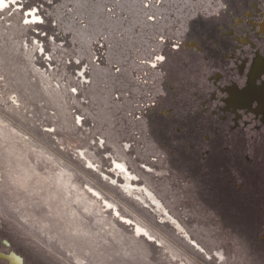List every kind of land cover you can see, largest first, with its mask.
I'll use <instances>...</instances> for the list:
<instances>
[{
    "label": "rangeland",
    "instance_id": "374dc122",
    "mask_svg": "<svg viewBox=\"0 0 264 264\" xmlns=\"http://www.w3.org/2000/svg\"><path fill=\"white\" fill-rule=\"evenodd\" d=\"M116 1L0 0V251L264 264V0Z\"/></svg>",
    "mask_w": 264,
    "mask_h": 264
},
{
    "label": "built area",
    "instance_id": "2783aa9c",
    "mask_svg": "<svg viewBox=\"0 0 264 264\" xmlns=\"http://www.w3.org/2000/svg\"><path fill=\"white\" fill-rule=\"evenodd\" d=\"M158 1L160 3L161 0H158ZM116 2L117 3L112 4L111 7H108L107 10L110 11L108 13L110 14V16L113 19H118L119 20V19H121L124 16L126 17V15L124 14V12H120V9H119V6H120L119 3L122 2V1L121 0H117ZM155 2H156V0H146L145 6L149 8L152 3H153V6H154ZM159 19H162V15L159 14L158 12H147V20L149 22H155V21H157ZM84 25H86V24H84ZM159 41L161 43H165L167 41V39L164 38V37H160ZM106 43H107V36L101 37L100 44H102V46H104ZM172 43H174L173 46H172L173 48H181L184 45L183 42H180V41H177V40H172ZM103 57H106V55H103V54L99 55L98 54L96 56V60L98 61V59H102ZM160 57H163V59L161 60ZM158 61H160V62L164 61V56H162L161 54L155 55L154 56V61L153 62H149V64L152 65V66H156V65H158ZM117 69H120V68L117 67Z\"/></svg>",
    "mask_w": 264,
    "mask_h": 264
},
{
    "label": "flooded vegetation",
    "instance_id": "af4514ba",
    "mask_svg": "<svg viewBox=\"0 0 264 264\" xmlns=\"http://www.w3.org/2000/svg\"><path fill=\"white\" fill-rule=\"evenodd\" d=\"M260 62V61H259ZM262 63H263V61H262ZM261 66H262V70H260V73H259V75L258 76H256V77H258L257 79H259V78H261L262 77V75L264 74V63L263 64H261ZM254 70V69H253ZM252 77H254L255 78V76H254V74H253V71L251 72V74H250V79H249V84H248V88L246 89V90H244L243 92H245V91H247L248 89H250L251 87H255V85L254 84H257L256 85V88H257V86H258V91H259V89H261L260 90V93H261V91L264 89V84H258V83H256L257 82V80L252 84V85H250L251 83H252ZM263 79V83H264V77L262 78ZM255 80V79H254ZM253 80V81H254ZM259 96H260V94H259ZM254 99H257V98H254ZM253 99V100H254ZM260 103H261V98H260ZM260 106V105H259ZM259 106L257 105V107H254L253 109L258 113V114H261V117H262V120L264 121V119H263V112H261V111H259L258 109H259ZM247 109H249V107H247ZM254 111V112H255ZM0 258L1 259H3V260H6L7 262H8V264H22L21 263V258L19 257V256H17L16 254H7V253H3V252H1L0 251Z\"/></svg>",
    "mask_w": 264,
    "mask_h": 264
},
{
    "label": "crops",
    "instance_id": "0c3cea01",
    "mask_svg": "<svg viewBox=\"0 0 264 264\" xmlns=\"http://www.w3.org/2000/svg\"><path fill=\"white\" fill-rule=\"evenodd\" d=\"M257 78L258 77H255V78L252 77V80H251L252 83L250 85H252L257 80ZM230 87H232V86H230ZM232 89H233L232 92L235 93L237 96H238V94H240L241 92H243L241 88H238L237 87V85L234 86ZM240 96L241 95H239V100H237V97L236 98H233V95H231L230 98L228 99L229 106H231V107H233L235 109L242 108V107L247 108L248 106H251L253 100H246V99L244 100V99H241ZM231 100H232V103H230Z\"/></svg>",
    "mask_w": 264,
    "mask_h": 264
},
{
    "label": "snow or ice",
    "instance_id": "6c2138e0",
    "mask_svg": "<svg viewBox=\"0 0 264 264\" xmlns=\"http://www.w3.org/2000/svg\"><path fill=\"white\" fill-rule=\"evenodd\" d=\"M12 3L13 4H16L17 3V0H12ZM39 19V18H38ZM160 59H163V57H160ZM73 91H75V89H73Z\"/></svg>",
    "mask_w": 264,
    "mask_h": 264
}]
</instances>
